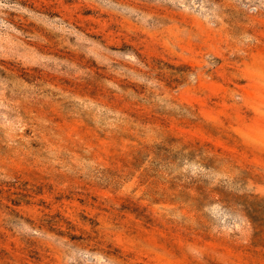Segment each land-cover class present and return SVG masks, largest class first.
Segmentation results:
<instances>
[{
  "label": "rangeland",
  "instance_id": "rangeland-1",
  "mask_svg": "<svg viewBox=\"0 0 264 264\" xmlns=\"http://www.w3.org/2000/svg\"><path fill=\"white\" fill-rule=\"evenodd\" d=\"M0 264H264V0H0Z\"/></svg>",
  "mask_w": 264,
  "mask_h": 264
}]
</instances>
